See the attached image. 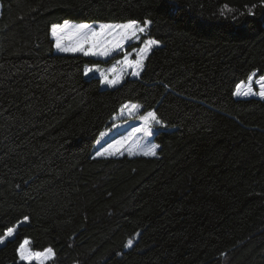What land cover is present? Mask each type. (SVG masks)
Listing matches in <instances>:
<instances>
[{
  "label": "trees",
  "instance_id": "obj_1",
  "mask_svg": "<svg viewBox=\"0 0 264 264\" xmlns=\"http://www.w3.org/2000/svg\"><path fill=\"white\" fill-rule=\"evenodd\" d=\"M65 20H150L159 46L139 77L101 89L84 77L97 60L54 53ZM253 72L260 0H0V162L51 144L0 171V235L16 226L0 264H25V239L54 250L46 264H264V100L233 97ZM127 103L161 121L157 155L94 158Z\"/></svg>",
  "mask_w": 264,
  "mask_h": 264
},
{
  "label": "snow or ice",
  "instance_id": "obj_2",
  "mask_svg": "<svg viewBox=\"0 0 264 264\" xmlns=\"http://www.w3.org/2000/svg\"><path fill=\"white\" fill-rule=\"evenodd\" d=\"M260 6L264 7V0H260ZM256 5H252L247 8V15H253V9ZM232 11L227 5L221 10V15H225L226 12ZM244 15L243 12L240 13ZM152 22L145 20L143 25H140L136 21H130L122 24H106L102 23L99 26L94 27L90 24L80 23L72 24L65 20L62 24H54L51 27V34L55 38V48L61 53H81L83 56H102L109 57L118 50H123L127 41L135 39L141 41V34L146 35L147 29ZM156 39L148 38L142 41V47L134 49L135 59H130L132 54L125 53L122 60H117L111 68L107 69L108 73H113L115 78H106V73L101 71L99 67H85L84 74L87 76L90 72L98 71L101 76V83L107 84L110 87L115 86L121 82L122 73L131 69V75L139 77L141 71L144 68V61L151 51L153 46L158 45ZM123 65V67H121ZM256 73L253 72L247 78V83L241 81L236 85V91L233 92L234 96H249L258 95L261 99H264V75L259 76L258 79H254ZM253 84L258 86L259 91L253 90ZM243 89V91H242ZM138 104H125L120 108V114L123 115L127 110L128 115L132 116L134 113H138L140 109ZM115 119V117H114ZM142 122L140 127H133L131 132L122 137L121 140L115 141L113 144H109L103 152H98L97 155L115 156L117 154H124V147L127 146V152L129 156L144 155V156H156V149L159 147L156 144H147L143 142L144 137L153 135L152 124H161V121L157 118L156 114L152 111L147 112L139 117ZM138 133H142V137H137ZM104 133H101L103 136ZM25 220L28 217L24 218ZM16 232V226L7 227L4 230L3 235H0V244H4L9 237H12ZM30 241L25 239L18 247L17 253L19 261L25 262V264H31V261L35 260L37 264H46V261L54 258V250L49 247L43 251H33L28 245ZM132 241H128L130 246Z\"/></svg>",
  "mask_w": 264,
  "mask_h": 264
},
{
  "label": "rangeland",
  "instance_id": "obj_3",
  "mask_svg": "<svg viewBox=\"0 0 264 264\" xmlns=\"http://www.w3.org/2000/svg\"><path fill=\"white\" fill-rule=\"evenodd\" d=\"M67 21H69V23H72V24L86 23V24H90L94 27H97V26H99V24H102V23L122 24V23H109V22H83V21H70V20H67ZM123 23H128V22H123ZM139 24L143 25L142 23H139ZM146 31H147L146 35L141 34V41L140 42L136 41L135 39L129 40L125 43L123 50H118V51L114 52L109 57L87 56V58H91V59L98 61L97 63H95L92 66L87 65V67H92V68L99 67V69L101 71H104L106 73V78H109V79L115 78L113 73L107 72V69L111 68L114 64H116L117 60H122L123 56L125 55L126 52L129 54H132L130 56V59H135L136 57H135V53L133 50L138 49L139 47H142V41L144 39L151 38L148 36L149 27ZM50 35H51V38L53 40V45H54L53 48H54L55 54L82 55L81 53H61V52L57 51V49L55 48V38L51 34V28H50ZM158 46H159V43H158V45L153 46L152 49L157 48ZM121 67H123V65H121ZM121 75H122V79H121V82H122L126 76H132L131 75V69H129L127 72L122 73ZM84 77L85 78H90V77L98 78L99 79V86L101 89L114 88V87H117L119 84H121V82H120L119 84L112 86V87H110L107 84H102L100 72H98V71L90 72L87 76L84 74ZM254 79H258V77H255ZM243 82H245V84H246L247 80H245ZM253 90L258 92L259 91L258 86L253 84ZM235 91H236V89L234 90V92ZM242 91H243V89H242ZM233 97H234V99H242V98H250V97L260 98L258 95H249V96H244V95L234 96L233 95ZM127 104H135V103H127ZM140 116H141L140 115V109H139L138 113H134L132 116L128 115L127 110L125 111V113L123 115H121L120 110H119L118 113L116 115H114L115 119L113 117V123H112L111 127L109 129H105L104 131L101 132V133H104L103 136H101V133H100L99 136L96 138V140L93 144V149H92L93 157L94 158H113V157H121V156L148 157V158L155 157V156H144V155L129 156L128 152H127V146H125L123 149V151H124L123 155H119V154H117L115 156H108L106 154L105 155H97L98 152H103V150L105 148H107L109 146V144H113V143H115V141L121 140L122 137L127 136L131 132L133 127H140L142 124V122L139 119ZM159 127H160V124H155L153 122V124H152L153 135L148 136V137H144L143 142L147 143V144H156L155 141L153 140V137H154V134L156 133V131L159 129ZM142 136H143L142 133L137 134V137H142ZM50 147H51V144H49V143H35V142L29 143L26 147V150H25V153L23 156L11 159L9 161H1L0 162V171H5L8 169L24 170L28 167L30 161L37 154H39L40 152H42L44 150L49 149ZM157 150H158V148L156 149V153H157ZM10 238L11 237H9L8 239H10ZM28 247H30V246L28 245ZM17 260L19 261L18 253H17ZM19 262H21V261H19ZM23 263H25V262H23ZM31 263L37 264V262L35 260L31 261Z\"/></svg>",
  "mask_w": 264,
  "mask_h": 264
}]
</instances>
